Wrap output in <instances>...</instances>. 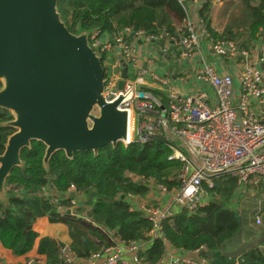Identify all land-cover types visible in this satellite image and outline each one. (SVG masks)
<instances>
[{"label":"trees","instance_id":"obj_1","mask_svg":"<svg viewBox=\"0 0 264 264\" xmlns=\"http://www.w3.org/2000/svg\"><path fill=\"white\" fill-rule=\"evenodd\" d=\"M211 7V0H205L198 14L205 29L216 39H232L239 33L238 24L242 25L246 40L259 38L264 23V0H241V6L231 15L235 24L225 26L220 32L210 26ZM57 10L74 34L95 29L111 34L131 27L150 34L178 36L183 29L177 31L175 24L185 19V10L178 0H57ZM11 118L8 110L0 108V154L8 135L15 131L1 123ZM170 143L179 144L188 154L177 140L169 142L157 135L144 143L106 145L96 155L91 150L75 152L71 159L63 151H56L45 169L42 163L45 145L31 141L29 148L21 150L23 165L13 168L5 182L7 196L0 200V243L19 256L31 250L38 238L37 253L45 256L44 264H63L55 239L39 237L33 230V223L42 216L68 227L69 247L79 257L85 258L110 243L101 228L89 221L69 214L58 215L49 199L42 195V188L47 185L55 186L61 195L74 185L87 197L91 221L114 231L126 242L148 240L146 233L151 223L140 210L131 208L126 195L144 196L148 192L140 177L153 178L167 188L179 185L177 175L183 162L168 158L172 154ZM234 186L235 179L230 175L224 180L214 179L210 192L219 199L199 206L192 213L183 210L166 218L162 223L165 239L172 246L186 250L204 246L202 255L209 264H264V256L257 249L244 252L241 263L225 253L226 243L237 235L242 222V215L227 206ZM164 252L163 241L154 239L146 244L141 256L147 264H157Z\"/></svg>","mask_w":264,"mask_h":264},{"label":"built area","instance_id":"obj_2","mask_svg":"<svg viewBox=\"0 0 264 264\" xmlns=\"http://www.w3.org/2000/svg\"><path fill=\"white\" fill-rule=\"evenodd\" d=\"M178 1L185 10L183 0ZM183 22V32L178 36L150 34L131 27L111 34L97 29L89 31L88 43L100 56L104 69L102 97L106 102H112L122 96L118 108L127 113L126 138L119 143L123 146L133 142L144 143L161 135L169 142L177 140L188 154L179 148V144L170 143L172 154L168 158L183 162L177 175V187L167 188L153 178L140 177L149 191L166 197L164 203H161V197L160 200L151 197L144 200L143 205L134 207L130 199L137 195H126L131 208L140 210L151 223L146 233L148 240L126 242L114 231L91 221L87 197L74 185L62 195L55 186L43 187L42 195L49 199L58 215L69 214L89 221L110 239L109 244L85 258L77 256L69 245L60 247L59 257L63 264H147L141 252L154 239L162 240L165 246V252L158 261L160 264H206L202 256L204 246L195 250L172 246L163 235V221L179 211L192 213L207 202L215 176L230 175L235 179L239 192L247 191L248 185L256 182V177H264V42L259 43L256 63L253 64L251 57L257 43L244 46L236 40L216 39L205 29L202 21L201 27L196 29L186 17V10ZM260 29L264 33V23ZM201 38L207 40L213 55L233 62L239 59L241 68L236 74L220 71L202 57L194 74L197 87L190 92L171 88L166 75L159 74L147 63L142 66L135 43L138 39L148 49L154 50L146 62L155 63L157 50L164 55L170 48L178 51L182 59L190 58L199 50ZM123 66L126 67V77L122 88H119ZM151 82L158 86L152 88ZM199 84L207 85L214 98L211 99ZM252 104L259 110H254ZM62 199L66 203H62ZM256 222H260L258 216ZM23 264L35 263L28 259Z\"/></svg>","mask_w":264,"mask_h":264},{"label":"water","instance_id":"obj_3","mask_svg":"<svg viewBox=\"0 0 264 264\" xmlns=\"http://www.w3.org/2000/svg\"><path fill=\"white\" fill-rule=\"evenodd\" d=\"M88 35L68 30L57 0H0V108L12 116L1 125L15 129L0 154L1 201L6 179L23 165L20 153L31 141L45 145L42 163L48 169L56 151L69 159L88 150L96 155L126 138L122 96L112 102L102 97L104 69ZM125 77L123 66L119 88Z\"/></svg>","mask_w":264,"mask_h":264},{"label":"crops","instance_id":"obj_4","mask_svg":"<svg viewBox=\"0 0 264 264\" xmlns=\"http://www.w3.org/2000/svg\"><path fill=\"white\" fill-rule=\"evenodd\" d=\"M201 1L202 0H196L193 2L192 0H183L186 10V17L192 22L196 29L201 27V19L198 14V11L201 7ZM211 3L212 7L210 11V26L214 30L220 32L225 26H227V24L221 27V25L216 23L217 17L221 19L224 18V16L231 17V15L235 13V10L241 6V0H211ZM175 27L177 31L184 29V22L176 23ZM242 31L243 27H238L239 33L234 35L232 39H220L236 40L241 42L244 46L257 43V49L253 51L251 57V62L254 64L256 63V55H258L259 43L261 41L264 42V33H262L260 29L259 38L257 40L248 41L243 37ZM237 36H240V39L234 38ZM135 43L138 46V57L142 63L141 65L145 66L147 63L149 67L155 69L159 74L166 75L169 80L168 85L171 88L179 91L190 92L192 89L197 87L194 74L197 67L200 65L199 61L202 59V57L211 61V63L214 64L220 71L236 74L239 68H241L239 59L233 62L213 55L209 51L208 43L205 38H201L199 50L195 51L190 58L182 59L179 56L178 51L170 48L168 53L164 55H161L157 50L156 54L158 58L153 60L155 63L152 61L146 62V60L150 58L151 54H154V50L148 49L145 44L140 43L138 39H135ZM150 86L152 88H156L158 85L157 83L151 82ZM236 86L238 85L235 81L234 87ZM199 87L202 90L207 91L211 99L214 98L212 91L207 85L199 84ZM252 107H254V110H259V108L254 104H252ZM151 197H156L158 200H160L161 197V203L166 201L165 196L149 190L144 196H133L130 200L134 207H138L144 204V200L150 199ZM216 199H219V196L209 191V199L204 204ZM239 202L243 204L244 208L248 204L249 209L248 212L245 211L242 215V222L239 232L234 238L226 243L225 247V253L236 258L237 263L244 262L242 254L252 248L257 249V251H259V253L264 256V177H256V182H251L248 185V190L243 194L239 192L235 182L232 197L229 200L227 206L235 209L238 206L237 203ZM86 211L88 212V210ZM257 216L260 218L259 223L256 222ZM237 217L239 220V216ZM33 230L38 233L39 237L48 236L54 238L56 242L59 240L64 245L68 246L70 244L71 240L68 234V227L60 222H49L47 216L39 217L33 223ZM37 244L38 238L31 250L23 255L16 256L0 243V264H23L28 259H33L35 264H44L45 256L37 253ZM178 254H180V252ZM206 264H209L207 259Z\"/></svg>","mask_w":264,"mask_h":264},{"label":"rangeland","instance_id":"obj_5","mask_svg":"<svg viewBox=\"0 0 264 264\" xmlns=\"http://www.w3.org/2000/svg\"><path fill=\"white\" fill-rule=\"evenodd\" d=\"M216 23H218L219 25H221V27L223 26V25H225V24H227V25H231V24H235V22L233 21V19L230 17V16H224V18H219V17H217V19H216ZM240 27H242V25H240V24H238ZM235 39H240V36H237V37H234ZM96 113V112H95ZM11 114V113H10ZM229 175H227V174H225V175H222V176H215V180H224V179H226L227 177H228ZM246 191H244V192H241V194H243V193H245ZM247 200V199H246ZM237 207L235 208L238 212H239V214L240 215H243V213L245 212V211H247L248 212V209H249V205L247 204L246 205V207L244 208V206H243V204L242 203H237ZM175 210L176 211H178L179 209H177V208H175ZM246 212V213H247Z\"/></svg>","mask_w":264,"mask_h":264}]
</instances>
